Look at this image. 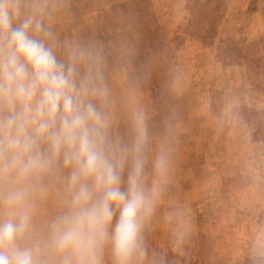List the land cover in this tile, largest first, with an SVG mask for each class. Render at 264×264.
Masks as SVG:
<instances>
[{"label":"clouds","instance_id":"9594fccd","mask_svg":"<svg viewBox=\"0 0 264 264\" xmlns=\"http://www.w3.org/2000/svg\"><path fill=\"white\" fill-rule=\"evenodd\" d=\"M57 0H0V264H167L148 231L173 161L134 86L126 119L99 43L61 40ZM172 248L191 227L168 213Z\"/></svg>","mask_w":264,"mask_h":264},{"label":"rangeland","instance_id":"374dc122","mask_svg":"<svg viewBox=\"0 0 264 264\" xmlns=\"http://www.w3.org/2000/svg\"><path fill=\"white\" fill-rule=\"evenodd\" d=\"M61 40L99 43L121 122L132 85L173 169L148 247L180 264H264V0H57ZM183 254L172 248L180 221ZM111 264L110 257H106ZM148 264V261H145Z\"/></svg>","mask_w":264,"mask_h":264},{"label":"trees","instance_id":"16d2710c","mask_svg":"<svg viewBox=\"0 0 264 264\" xmlns=\"http://www.w3.org/2000/svg\"><path fill=\"white\" fill-rule=\"evenodd\" d=\"M168 264H180V263H176V262H168Z\"/></svg>","mask_w":264,"mask_h":264}]
</instances>
